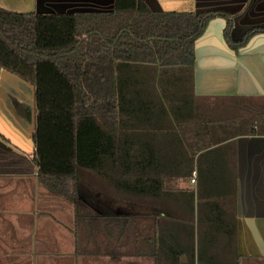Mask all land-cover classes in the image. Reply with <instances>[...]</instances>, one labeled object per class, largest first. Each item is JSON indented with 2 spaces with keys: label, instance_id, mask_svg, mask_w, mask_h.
Instances as JSON below:
<instances>
[{
  "label": "trees",
  "instance_id": "obj_1",
  "mask_svg": "<svg viewBox=\"0 0 264 264\" xmlns=\"http://www.w3.org/2000/svg\"><path fill=\"white\" fill-rule=\"evenodd\" d=\"M214 16L156 12L143 0H114L107 12L16 13L0 7V68L33 90L30 160L39 182L77 200L79 172L88 170L119 195L176 209L185 221L141 217L152 222L139 230L144 248L136 254L153 256L156 264H179L181 254L186 264H237L219 260L223 255L209 253L208 245L202 249L199 241L194 245V220L207 224L205 236L235 237L234 224L229 228L215 200L233 193L222 174L229 173L228 142L213 145L264 132L262 111L202 121L183 90L195 41ZM225 20L233 47L259 32L252 29L233 42L229 15ZM153 65L164 74L177 69L179 83L164 77L168 85L155 88ZM191 125L194 143L186 147L183 136ZM194 170L195 190L166 185L167 178H189ZM120 218L124 229L135 219Z\"/></svg>",
  "mask_w": 264,
  "mask_h": 264
},
{
  "label": "crops",
  "instance_id": "obj_2",
  "mask_svg": "<svg viewBox=\"0 0 264 264\" xmlns=\"http://www.w3.org/2000/svg\"><path fill=\"white\" fill-rule=\"evenodd\" d=\"M143 1L156 12H215L195 41L192 70L181 81L202 121L206 112L201 102L207 99H231L234 114L228 117L242 116L238 112L243 108L247 117L264 112V0ZM113 6L114 0H0V7L16 13L107 12ZM225 15H229L233 42L252 29L259 32L233 47L225 37ZM151 68L155 88L168 85L164 77L177 82V69L164 74L158 66ZM26 84L0 68V264H156L155 257L148 255L127 259L124 223L120 221L126 213L110 199L123 195L106 188L87 191L89 198L76 200L39 182L30 160L33 90ZM239 100L244 104L239 106ZM227 142L229 173L222 174L229 185L231 181L233 193L215 200L225 218L229 217V228L234 224L235 237L232 242L220 232L205 236L207 224L194 220L195 249L199 241L202 249L208 245L209 253L223 255L219 260L264 264V132L235 135L213 146ZM196 182L197 173L194 187H184L182 182L180 188L195 190ZM169 219L183 222L186 217L181 214ZM178 260L186 264V255Z\"/></svg>",
  "mask_w": 264,
  "mask_h": 264
},
{
  "label": "rangeland",
  "instance_id": "obj_3",
  "mask_svg": "<svg viewBox=\"0 0 264 264\" xmlns=\"http://www.w3.org/2000/svg\"><path fill=\"white\" fill-rule=\"evenodd\" d=\"M26 84V83H25ZM30 86L29 84H26ZM17 94L18 91L16 90ZM20 96V95H19ZM204 106V110L206 112L207 117H215V118H222L228 117L234 114V110L231 109L233 101L231 99H207L201 102ZM238 104V103H237ZM244 103L239 100V106L243 105ZM245 107V106H244ZM242 116H246L245 108L241 109ZM244 111V112H243ZM245 113V114H244ZM188 132H185L183 138L184 144L188 147L187 143L194 142L192 130L190 128ZM193 129V128H192ZM31 152V151H30ZM185 184L186 187L188 184L193 186V183L187 179L182 178H167L166 185L172 188H180L181 184ZM192 183V184H191ZM78 197L81 196V199L89 198V194L87 191L90 190H106L108 188L100 178L92 171L88 170H81L78 175ZM195 185V184H194ZM194 187V186H193ZM77 197V198H78ZM79 199V198H78ZM112 201L119 203V209L123 213H126L127 216H132L135 219L130 220L127 224L125 229V237H126V244H125V252L127 259L133 257L139 250L143 251V245H141V240L139 235L137 234L139 230L144 233L146 229V225L152 220H145L141 217H155L158 219L162 218H179L181 217V213H179L176 209L171 207L170 205L164 203H156L149 200H138V199H131L125 196H119L110 198ZM133 214V215H132ZM135 214V216H134ZM136 242V244H135ZM139 242V243H138ZM137 256V254H136ZM128 261V260H127Z\"/></svg>",
  "mask_w": 264,
  "mask_h": 264
},
{
  "label": "built area",
  "instance_id": "obj_4",
  "mask_svg": "<svg viewBox=\"0 0 264 264\" xmlns=\"http://www.w3.org/2000/svg\"><path fill=\"white\" fill-rule=\"evenodd\" d=\"M195 180H196V173H195V171H193V172H192V175H191V179H190V181H191L192 183H194Z\"/></svg>",
  "mask_w": 264,
  "mask_h": 264
}]
</instances>
